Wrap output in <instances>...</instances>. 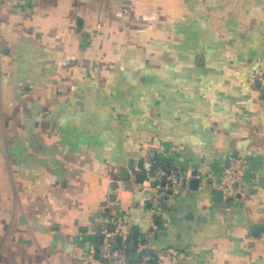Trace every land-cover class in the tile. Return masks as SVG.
Masks as SVG:
<instances>
[{"label":"crops","instance_id":"obj_1","mask_svg":"<svg viewBox=\"0 0 264 264\" xmlns=\"http://www.w3.org/2000/svg\"><path fill=\"white\" fill-rule=\"evenodd\" d=\"M0 41V264H105V227L136 264H264V0H0ZM150 149L190 193L152 205Z\"/></svg>","mask_w":264,"mask_h":264},{"label":"built area","instance_id":"obj_2","mask_svg":"<svg viewBox=\"0 0 264 264\" xmlns=\"http://www.w3.org/2000/svg\"><path fill=\"white\" fill-rule=\"evenodd\" d=\"M4 57V48L0 41V59ZM264 77V73H263ZM152 150L146 158V163L150 168L146 169L144 174L143 187L151 190L153 193L152 205L163 207L169 200L176 198L180 194L190 193L192 191L191 177L180 171H172L164 166L156 165L151 157ZM248 156L244 153H238L234 156L222 170L220 176L219 190L230 200L232 204L243 205L246 200L242 197V188L245 185V175L248 168ZM197 179L200 177L197 176ZM116 191H110L113 196ZM91 233H95L92 229ZM101 243L98 246L97 254L105 264H136L139 260L146 257V253L139 251L134 254L129 252L128 234L117 230H110L105 227L100 232ZM120 239V240H119ZM177 255L173 250H163L156 254V264H164L169 258ZM181 264H187L184 259H179Z\"/></svg>","mask_w":264,"mask_h":264},{"label":"water","instance_id":"obj_3","mask_svg":"<svg viewBox=\"0 0 264 264\" xmlns=\"http://www.w3.org/2000/svg\"><path fill=\"white\" fill-rule=\"evenodd\" d=\"M142 165H143V162H140L138 167L139 168H142ZM166 166L170 168L171 167V164L170 163H167ZM128 168H129V170H133L134 169V161L133 160H131L129 162ZM193 175H195V173ZM122 178L124 180H129L130 179V173H129L128 170H125L122 173ZM137 180H138V182H141L142 183L144 181V174H139L137 176ZM193 185H194V187H197L198 186V182L197 181H193ZM222 194H223L222 192H217L216 193L217 199H220L222 197ZM249 230H251L252 232H261V231H264V225L263 224L252 225V226L249 227ZM135 243L136 242L134 240L131 241L130 246H129V249L130 250H134L135 249Z\"/></svg>","mask_w":264,"mask_h":264},{"label":"trees","instance_id":"obj_4","mask_svg":"<svg viewBox=\"0 0 264 264\" xmlns=\"http://www.w3.org/2000/svg\"><path fill=\"white\" fill-rule=\"evenodd\" d=\"M154 161L156 163V165H159V166H164V167H167V163L165 161H162V160H159L158 158H154ZM130 253H133V251H130Z\"/></svg>","mask_w":264,"mask_h":264}]
</instances>
